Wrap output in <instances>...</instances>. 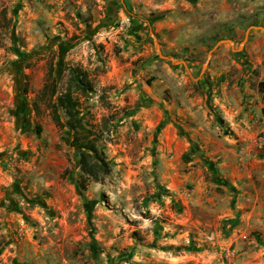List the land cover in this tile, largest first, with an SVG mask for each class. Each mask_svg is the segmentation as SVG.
Listing matches in <instances>:
<instances>
[{
  "label": "rangeland",
  "instance_id": "1",
  "mask_svg": "<svg viewBox=\"0 0 264 264\" xmlns=\"http://www.w3.org/2000/svg\"><path fill=\"white\" fill-rule=\"evenodd\" d=\"M250 26L264 0H0V264H264V33L208 57ZM75 67L111 165L84 189L41 97Z\"/></svg>",
  "mask_w": 264,
  "mask_h": 264
},
{
  "label": "trees",
  "instance_id": "2",
  "mask_svg": "<svg viewBox=\"0 0 264 264\" xmlns=\"http://www.w3.org/2000/svg\"><path fill=\"white\" fill-rule=\"evenodd\" d=\"M93 92L92 80L79 67L70 71L62 92L56 89L50 68L41 90V97L44 98L52 121L59 128H68L71 132L69 146L78 152L77 160L81 171L79 185L82 189L90 181L102 180L111 170L100 145L102 130L91 123L89 113L83 107L84 100Z\"/></svg>",
  "mask_w": 264,
  "mask_h": 264
},
{
  "label": "water",
  "instance_id": "3",
  "mask_svg": "<svg viewBox=\"0 0 264 264\" xmlns=\"http://www.w3.org/2000/svg\"><path fill=\"white\" fill-rule=\"evenodd\" d=\"M251 29H258V30H260V31H262V32L264 33V28H263V27L250 26V27L245 31L244 38H243L242 42L238 45L237 49H233V45H234V43H233L232 40H229V39L219 40V41L213 46V48L209 51V53H208V57L210 56V54L212 53V51H214V50H215L220 44H224V43L229 44V45L231 46V48H232L233 51H236V52L241 51V49L243 48V45H244L245 41H246L247 38H248V34H249V31H250ZM153 43H154V50H155V52H156L158 58L163 59V60H167V61H169V62H170L171 64H173V65H182V66L185 68V70L187 71V73L190 75L189 69H188V67H187V65H186V63H185L184 61H176V60H175L173 57H171V56L163 55V54L161 53V51L159 50V48H158V44H157V42L155 41V38H154V37H153Z\"/></svg>",
  "mask_w": 264,
  "mask_h": 264
}]
</instances>
